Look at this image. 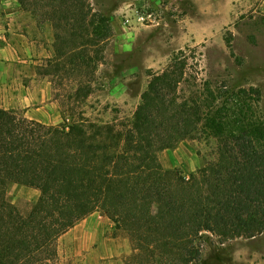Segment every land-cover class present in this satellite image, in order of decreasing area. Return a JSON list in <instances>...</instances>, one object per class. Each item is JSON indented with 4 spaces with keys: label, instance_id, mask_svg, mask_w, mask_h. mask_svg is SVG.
I'll return each mask as SVG.
<instances>
[{
    "label": "trees",
    "instance_id": "1",
    "mask_svg": "<svg viewBox=\"0 0 264 264\" xmlns=\"http://www.w3.org/2000/svg\"><path fill=\"white\" fill-rule=\"evenodd\" d=\"M16 1L24 11L40 7L58 56L74 64L109 36L110 17L92 13L90 0ZM188 59L179 51L151 75L128 123L63 117L43 125L0 108V264H55L60 237L94 213L129 236L126 264H204L210 237L264 233V121L251 104L256 90L209 83L185 89ZM203 135L216 139L214 161L187 178L162 167L161 151ZM11 185L39 192L26 213L8 200Z\"/></svg>",
    "mask_w": 264,
    "mask_h": 264
},
{
    "label": "rangeland",
    "instance_id": "2",
    "mask_svg": "<svg viewBox=\"0 0 264 264\" xmlns=\"http://www.w3.org/2000/svg\"><path fill=\"white\" fill-rule=\"evenodd\" d=\"M90 4L92 13L110 17V33L86 48L84 64H74L68 56H58L54 29L40 7L24 11L16 0H0V38H8L18 56L26 58L27 49L34 57L36 66L22 68L25 85L33 73L47 80L62 120L130 122L151 75L184 51L191 66L185 89L200 91L208 83L212 89L235 93L252 88L257 94L252 93L251 104L264 121V0H90ZM58 48L67 51L64 45ZM231 99L235 101L234 96ZM12 112L24 118L22 108L16 106ZM216 152V139L203 135L161 151L158 159L163 168L177 169L187 178L214 161ZM35 191L11 185L7 197L26 213L37 200ZM57 251L55 264H126L132 244L126 232L94 213L60 237ZM202 258L204 264H264V233L224 242L210 237Z\"/></svg>",
    "mask_w": 264,
    "mask_h": 264
},
{
    "label": "crops",
    "instance_id": "3",
    "mask_svg": "<svg viewBox=\"0 0 264 264\" xmlns=\"http://www.w3.org/2000/svg\"><path fill=\"white\" fill-rule=\"evenodd\" d=\"M12 51L14 52L10 40L1 37L0 108L12 111L18 106L25 110L24 118L27 120L43 125L60 124L62 118L57 105L51 100L50 83L33 73L32 76H28L30 81L25 85L22 68L23 66L29 68L36 66L37 61L27 49H25L26 58L18 56L16 52ZM14 68L21 71H13ZM34 195L38 199L37 191L34 192Z\"/></svg>",
    "mask_w": 264,
    "mask_h": 264
}]
</instances>
